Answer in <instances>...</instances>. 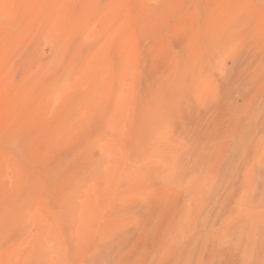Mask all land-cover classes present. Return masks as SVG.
Segmentation results:
<instances>
[{
    "label": "rangeland",
    "instance_id": "374dc122",
    "mask_svg": "<svg viewBox=\"0 0 264 264\" xmlns=\"http://www.w3.org/2000/svg\"><path fill=\"white\" fill-rule=\"evenodd\" d=\"M0 264H264V0H0Z\"/></svg>",
    "mask_w": 264,
    "mask_h": 264
}]
</instances>
